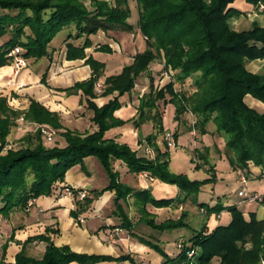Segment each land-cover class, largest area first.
<instances>
[{"label": "trees", "instance_id": "obj_1", "mask_svg": "<svg viewBox=\"0 0 264 264\" xmlns=\"http://www.w3.org/2000/svg\"><path fill=\"white\" fill-rule=\"evenodd\" d=\"M83 1L0 0V39L9 36L0 46V68L10 64L11 57L8 54L15 47L20 48L21 56L25 59L43 58L49 43L69 26H74L80 36L94 35L99 30L132 29L127 23L130 9L126 0H118L113 6L104 1L89 0L93 10H87ZM135 1L137 27L144 37L146 49L137 53L131 64L124 66L119 74L106 77L100 94L95 92L94 85L104 65L90 58L85 61L92 71L90 78L72 87L86 97V104L94 113L92 122L97 127L95 132L82 136L65 131L61 133L66 142L65 147L47 148L38 129L33 135L34 145L4 153L2 149L6 137L19 116L24 121L48 125L53 130L61 129V125L56 114L35 102H31L27 111L16 112L0 96V215L8 217L13 210H26L29 200L50 196L55 183L63 181L65 173L74 166L78 165L87 173L84 159L93 157L106 172L109 183L103 190L95 192L92 198L84 197L81 201L87 206L101 193L114 191L113 204L127 231L131 229V223L121 202L125 203L128 196L135 198L139 222L158 232L190 229L188 213L182 211L177 219L157 223L146 211L147 204L162 208L190 200L208 216L232 211L227 226H217L208 232L205 224L201 231H193L188 243L179 241L176 244L178 254L174 258H170L158 244L131 233L132 237L163 258L161 264H210L214 257L220 258L221 264H260L264 262V219H257L252 213L246 218L242 212L235 210L234 205L224 207L217 202L210 207L198 203L200 189L213 179L190 181L183 175L171 174L169 148L166 145L164 150L154 146L155 156L148 158L138 156L125 144L104 140L103 136L112 127L124 124L113 116V112L120 107L118 98L134 88L137 78L149 70L150 64L159 61L163 65L162 71H172V79L161 88H154L150 80L149 92L140 98L137 118L132 121L134 126L140 127L146 121H152L161 133L162 113L158 109V102L172 104L176 120L185 112L194 116L195 124L192 127H197L200 135L208 133L207 124H213L215 132L224 141L226 156L233 170H244L248 163L264 170V114L244 102L245 96L249 95L264 104V69L250 73L246 68L251 61L264 60V27L253 25L247 30L232 29L228 22L237 12L228 6L235 0ZM246 1L255 5L262 2ZM102 49L110 52L108 48ZM188 79L192 80L189 94L177 92L174 83H184ZM114 92L117 95L101 107L91 102V99ZM30 138L26 136L24 140ZM155 138L151 135L146 141ZM201 150L195 151V155L206 164L208 149ZM112 160L122 162L129 173L145 174L160 182L175 185L179 195L175 199L154 200L148 190L133 191L119 181ZM68 189L72 196L78 193L72 188ZM71 216L76 219L77 211L71 212ZM246 239L252 243L251 250L239 247ZM33 241L46 243L41 259L29 257L25 253V246ZM178 244H181V249L177 247ZM191 250H194V254L188 257ZM14 260L12 264L133 262L128 256L113 258L77 254L67 246L55 247L45 235L28 238ZM0 264L11 263H5L2 259Z\"/></svg>", "mask_w": 264, "mask_h": 264}, {"label": "crops", "instance_id": "obj_2", "mask_svg": "<svg viewBox=\"0 0 264 264\" xmlns=\"http://www.w3.org/2000/svg\"><path fill=\"white\" fill-rule=\"evenodd\" d=\"M100 1L114 5L118 0ZM126 1L130 9V17L127 20V23L132 28L130 31L99 30L94 35L80 36L74 26H69L56 35L59 37L57 42H54L55 39H53L49 43L47 54L43 58L34 60L23 57L26 61V66L21 69L14 67L11 58L9 65L0 68V96L6 99L10 109L16 112H25L31 102H35L49 112L56 114L61 125V129L53 130L48 125H38L24 121L22 116H19L15 119L14 125L10 128L6 137L5 145H10L12 147L10 150L34 145L33 135L39 127H44L54 132L51 142H46L47 146L44 145L47 148L65 147L66 142L61 136V133L65 131L75 132L84 136L97 130L96 125L92 122L94 113L87 106L86 97L80 90H74L72 87L90 78L92 71L90 66L85 63L90 58L104 65V69L96 82L100 86V92L98 93L100 94L104 88L103 84L106 77L119 74L124 66L131 64L133 57L137 53H141L146 49L144 37L140 34L137 27L136 1ZM228 7L237 12L228 22L232 29L247 30L252 28L253 25L264 27V11H258L255 4L248 3L246 0H235ZM8 39V35L2 37L0 46ZM102 48H108L110 52L108 53ZM162 67L163 65L159 61L150 64L149 70L137 78L134 88L118 98L120 107L113 112V116L124 122V124L112 127L106 131L103 136L104 140L125 144L132 151H136L138 156L148 158L155 156L154 146L164 150V148L159 146L162 141L161 134H163V131L159 135H154L156 136L155 140L150 142H147L146 138L151 135L148 134L146 136L142 132L146 124L154 126L152 121H146L140 127H135L132 123L137 118L141 96L149 92L151 79L152 85L156 83L157 75ZM246 68L250 73H258L260 69H264V60L251 61L246 65ZM188 80L190 81V79ZM163 82L165 84L167 80ZM116 95V92L108 96L101 95L91 99V102L95 106L101 107ZM244 102L257 112H264V104L249 95L245 96ZM166 105L163 104L162 109L158 108L161 113ZM193 117L190 113L185 112L179 115L177 121L179 124L182 123L185 129L188 128L190 136L197 140L196 131L191 125ZM183 132V128L176 132L174 135L176 142L178 133ZM205 135H209V133ZM214 135L217 136L218 134L215 132L211 137ZM26 136L31 138L24 140ZM213 157L215 156L208 150V158L213 167L212 171L217 176L218 166H215ZM95 160L93 157L84 159L87 173L83 172L78 165L69 169L65 173L64 180L55 183L50 196L38 197L26 210H13L8 217L0 215V260L3 259L5 263H14L15 256L20 251L23 243L28 238L38 235L48 237L55 247L67 246L72 252L77 254L110 256L113 258L128 256L133 261H105L96 264H161L163 258L154 250L138 241V239L132 237L131 233L158 244L170 258H174L178 254L176 244L179 241L188 243L191 238L192 234L184 237L182 232L188 228L165 232L155 231L158 233L155 236L142 233L137 227L145 224L139 222L140 214L133 196H128L125 203L121 202L124 212L131 223L129 231L124 229L116 213L113 204L114 191H105L92 199L87 206L84 205L79 197V192L84 191L88 198H92L95 192L103 190L109 183L106 172L97 160L99 166L95 164ZM88 162L94 163L93 166L96 172L89 170ZM111 163L113 170L119 174V181L132 188L133 191L148 190L154 200L175 199L179 195V190L175 185L160 182L145 174L136 175L129 173L125 165L118 160H112ZM140 182L143 185L141 187L139 186ZM209 185L206 184L201 189ZM67 187L78 191V193L75 196L63 193V188ZM223 200L228 199L219 196L216 198L218 203ZM216 201L207 203V205L212 207L217 203ZM76 202L79 203L76 204ZM190 204L193 205L190 200H186L185 203L175 202L162 208L147 204L145 209L157 223H161L168 219H177L180 213L186 211L185 209ZM226 205L223 204L222 206L227 207ZM73 211H77L76 219L71 216ZM222 213L215 215L216 218L220 219ZM242 213L244 217L248 218L246 213ZM209 216H206V220ZM112 228H115L114 230L119 229L122 234H111L113 232ZM143 232H146V230L144 229ZM163 233H168V235L162 236ZM45 246L46 243L44 242L33 241L25 246V253L29 257L41 259ZM4 247L5 249H3ZM33 252H37L38 256L33 255ZM70 264L78 263L72 262Z\"/></svg>", "mask_w": 264, "mask_h": 264}, {"label": "rangeland", "instance_id": "obj_3", "mask_svg": "<svg viewBox=\"0 0 264 264\" xmlns=\"http://www.w3.org/2000/svg\"><path fill=\"white\" fill-rule=\"evenodd\" d=\"M84 6L87 10H93V7L90 4L89 0L83 1ZM113 6V5H111ZM58 36H55L54 42H57ZM261 71V69H260ZM162 72V69L161 71ZM160 74V73H159ZM157 75L156 83L153 85L154 88H161L162 84H158V77ZM175 90L177 92H182L185 94H189L191 87H192V80H187L184 83H174ZM191 94V93H190ZM168 98V97H167ZM163 103L161 101L158 102V108L162 109ZM189 113V112H187ZM264 114V112H262ZM161 125L162 131L169 132L172 135L179 132L180 129H184L183 133H178L176 148H172L169 150V172L173 175H183L190 181H201L205 179L212 178L213 180L209 181L210 184L208 187L200 189V192L197 195V202L202 203H211L216 201L217 196L227 198L228 200H223L221 204L226 206H232L234 204L235 210L244 212L247 215L254 214L257 219H264V170L260 167L255 166L253 163H249L244 169V174L248 176L247 181V190L249 192H256L262 198L261 201L255 202L252 204H245L241 203L240 199L237 197V192L240 190V184L237 183V170H233L230 166V163L226 156L225 145L223 143V139L218 135H214L211 137L213 133H215V129L212 123L207 124L206 131L209 135H200L198 133V128L195 127V136H197V140H194L190 136V130L188 128L185 129V126L175 119V109L174 106L171 104H167L162 112L161 117ZM53 132V131H52ZM144 135H159V129L156 127H152L151 125H145L142 129ZM212 134L210 135V133ZM154 133V134H153ZM161 134V140H162ZM43 144L46 145V142H51V140H47L43 136ZM160 142V139H159ZM47 146V145H46ZM162 148L165 147L163 140L159 145ZM12 148V147H11ZM202 148H207L211 151V154L214 155V163L215 166H218V173L217 176L214 175V171H207L208 169L213 170V167L210 164L208 155H207V163L204 164V161H201L196 155L195 151L200 150ZM20 149V148H18ZM17 148L15 150H18ZM8 151V150H7ZM5 153V152H4ZM195 155V156H194ZM220 155V156H219ZM213 158H211L213 160ZM191 159L193 161H191ZM95 164L98 165L97 161L95 160ZM213 164V163H212ZM94 163L88 162V168L91 172H96L95 167L93 166ZM200 166L196 168V166ZM209 165V167H207ZM99 166V165H98ZM207 167V168H206ZM262 178V179H261ZM139 186H143L142 183H139ZM74 190V189H72ZM87 197V196H86ZM218 202V201H216ZM28 208V207H27ZM188 213L187 221L190 225V229H184L182 232L184 237H187L193 233V231L199 232L202 230L204 224H206L208 232L213 231L217 226H227L231 221V212L230 210L223 211L220 216V219H217L215 214H211L206 220V214L203 209L198 208L195 205H188L185 209ZM111 234L121 233L120 230H114ZM139 231L142 233H146L149 236L158 235L155 230L147 227L146 225H141L137 227ZM144 229L146 232H143ZM122 234V233H121ZM168 235V233H163L162 236ZM148 237V236H147ZM240 248H244L245 250L252 249V243L249 239H246L243 244H239ZM5 249V247L3 248ZM196 251V250H195ZM33 255L36 257L38 256L37 252H33ZM4 256V255H3ZM210 264H221V260L218 257H214ZM260 264H264L261 262Z\"/></svg>", "mask_w": 264, "mask_h": 264}, {"label": "built area", "instance_id": "obj_4", "mask_svg": "<svg viewBox=\"0 0 264 264\" xmlns=\"http://www.w3.org/2000/svg\"><path fill=\"white\" fill-rule=\"evenodd\" d=\"M256 9L260 12L264 11V2H258L256 5ZM8 56H10L13 60V65L16 69H21L24 68L26 66V61L25 59L21 56V50L19 47H15L13 50H11L8 54ZM172 71L170 69L167 70H163L158 77V84H162L164 80H167V82H170L172 79ZM99 85L95 84L94 85V90L95 92L98 94L100 92L99 90ZM195 124V120L192 119L191 121V125ZM41 132V134L47 139V140H51L54 132L44 128V127H39L38 128ZM162 140L164 142V144L168 147V148H174L176 146V140L174 138V135H172L169 132H164L162 135ZM11 147L10 145H4L2 151L6 152L7 150H10ZM249 164V163H248ZM244 170H237V183L240 184V190L237 192V196L238 198H240V202L241 203H255V202H259L261 201V196L256 193V192H249L247 190V181L248 176H246L244 174ZM63 193L67 194V195H72L71 194V190L68 188H63ZM87 194L84 191L79 192V197L80 198H84L86 197ZM34 200H29L27 203V206L30 207L32 205ZM177 247L179 249H181V244H178ZM194 254V250H191L188 253V257H191Z\"/></svg>", "mask_w": 264, "mask_h": 264}]
</instances>
